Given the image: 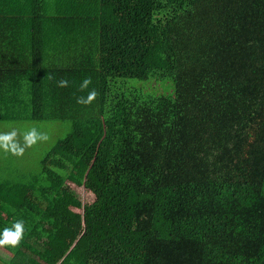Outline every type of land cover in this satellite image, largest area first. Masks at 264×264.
<instances>
[{
	"label": "trees",
	"instance_id": "trees-1",
	"mask_svg": "<svg viewBox=\"0 0 264 264\" xmlns=\"http://www.w3.org/2000/svg\"><path fill=\"white\" fill-rule=\"evenodd\" d=\"M0 122V264H264V0H0Z\"/></svg>",
	"mask_w": 264,
	"mask_h": 264
},
{
	"label": "clouds",
	"instance_id": "clouds-1",
	"mask_svg": "<svg viewBox=\"0 0 264 264\" xmlns=\"http://www.w3.org/2000/svg\"><path fill=\"white\" fill-rule=\"evenodd\" d=\"M92 84L90 77H86L80 84V91L89 89ZM69 86V80L61 78L58 81V87L67 88ZM98 96V92L93 88L87 94V96L77 97V103L80 105H91ZM49 137L46 133L39 131L36 127L28 128L25 131H18L13 128L8 131H0V150L5 153H10L16 157H22L27 149L33 148L39 143L48 141ZM25 221L17 220L11 227H5L0 232V248L5 246L18 247L25 238Z\"/></svg>",
	"mask_w": 264,
	"mask_h": 264
},
{
	"label": "rangeland",
	"instance_id": "rangeland-1",
	"mask_svg": "<svg viewBox=\"0 0 264 264\" xmlns=\"http://www.w3.org/2000/svg\"><path fill=\"white\" fill-rule=\"evenodd\" d=\"M156 88H158L160 91L163 90L162 87L152 85ZM42 127L52 126L51 124H40ZM57 125V124H55ZM54 125V126H55ZM31 127H37L35 123H29L28 125H21L18 122H0V131H8L10 129H17L18 131H25L28 128ZM50 136V133L48 131H43ZM34 148H30L26 150L27 152H30L32 154ZM32 159L26 160L23 163H21L22 158H18L16 156L11 155L10 153H5L4 151L0 150V183H9L12 184L15 182V180L18 178V175L20 174V170H25V167H28L29 165L34 164V158L32 154ZM78 192L80 193L81 198L83 201L91 202L92 197L89 192H86L84 189H78Z\"/></svg>",
	"mask_w": 264,
	"mask_h": 264
}]
</instances>
